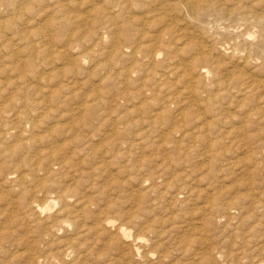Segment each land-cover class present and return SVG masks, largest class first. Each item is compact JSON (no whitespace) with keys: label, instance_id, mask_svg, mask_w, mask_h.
<instances>
[{"label":"bare ground","instance_id":"bare-ground-1","mask_svg":"<svg viewBox=\"0 0 264 264\" xmlns=\"http://www.w3.org/2000/svg\"><path fill=\"white\" fill-rule=\"evenodd\" d=\"M94 74L95 77L98 76L95 84L93 83ZM83 87L90 89L81 92L80 88ZM105 107L110 112L117 110L118 107H122L121 109L124 110L123 115L114 118L110 134L107 135L114 137V140L111 141L110 139V143L112 149H115L114 153H111L112 156L110 155L111 158H108L109 160H105V153L107 152L99 149L106 142L100 141L103 144L98 146L99 148L96 146L97 143H93V137H96L93 135V117L105 115V112L107 113V109L104 110ZM201 108L205 115L209 113L212 120L207 121L206 116L202 118L200 115L202 112H199ZM235 108L243 111L244 119H242L241 128L250 126L252 128L253 125H257L261 121L264 122V0H0V219L2 220L0 221V262H4V259L10 261L16 259L17 255L21 253L24 254L28 262L91 264L89 258L93 255L96 256V259L98 257L97 254H93L92 251H95L93 248L97 247L96 244L101 241L103 249L101 247L100 249L102 252L104 251V255L108 256V251L111 249H118L121 252L120 255L110 258L109 261L105 258L110 256H105L104 259L107 264H131L133 255H140L139 243L145 237L133 236L129 229L134 225L141 229L145 227L143 222H140V216H143L140 214L148 213V207L145 206L147 199L144 197V193V195L138 192H131L129 195L123 194L124 183L134 181L133 184H127L129 186L135 184L134 186L141 188L147 180L153 182L155 179V181L161 180L162 175L157 173V170L151 172L149 169V172L147 169L148 174L144 175L140 174L139 171H145L146 166L148 168L155 162V159L158 160L157 157L161 155L160 151L163 146L170 145L173 147V153L175 152L178 156L181 154L180 156L183 155L187 158L188 152L191 153V151L181 150L182 146H185H181V143L187 134H189V138L196 137L199 141L206 142L205 153L207 155L205 157L208 155L211 157L210 154H214L216 151L217 143L222 142L217 134L220 132L221 125L226 122V119H229L227 112ZM242 115H239L240 118ZM234 121L235 118L233 123ZM106 123L107 125L110 124V122ZM104 125L107 126L105 123ZM139 125H141L140 129L134 131L133 128ZM131 129L134 131L131 136L132 140L129 139L127 142L126 138H130ZM186 129H189L190 132H186ZM254 131L257 132V130ZM154 132L156 134L152 136ZM100 134L103 133L100 132ZM233 135L229 136L233 137ZM253 136L247 135V140H251ZM241 139H244V136ZM260 139L264 140V138ZM158 141H160L162 149H156V154L158 151L160 154L155 158L152 154L153 158L139 156V159L134 160V162L132 160L133 163L130 166L132 173H127L126 180L118 181L117 177L113 178V172L105 173L103 180L105 169L110 163L118 165L116 171L119 173L129 172L128 169L122 168H126L125 164L130 163L129 161L133 158H131L132 154L129 150L123 154L121 149L125 147L133 149L132 151L138 147L145 149L152 144L154 146L153 142L158 143ZM247 143L249 144V141ZM235 144L236 142L233 145L237 146ZM188 145L187 147H189ZM243 146L245 145H242L241 149L244 150ZM104 147L103 149H105ZM262 147L264 146L262 145ZM192 148L194 147H189L191 150ZM165 149L163 150L165 151ZM194 150L192 151L195 152ZM240 150L236 152H240ZM137 151L135 149L134 152ZM167 151L165 154L163 153V157L162 155L159 157L160 162L157 161L154 164L157 169L160 167L162 171L171 174L170 176L167 174L166 180H163L162 177L163 181L160 184L163 185L164 182L165 193L174 188L170 194L166 193L169 194L166 199V207L168 209L176 208L178 205L183 207V204L195 201L188 211L186 208L184 209L189 215L203 213L206 210L207 213L202 214L203 218L201 214V218L198 215L200 218L198 222L202 219L206 226L211 224L216 218L217 212H221V210V213L224 210L223 219L226 217L232 220L233 215L230 212L232 209L230 207L225 208V204L221 203L224 198L222 197L223 190L221 191L223 194L220 192L221 196H218L220 195L218 191H216L218 195L215 193L213 195L210 193L203 194L205 190L202 193L198 191L199 189L195 191L196 189L193 187L187 188L190 183L188 182L189 185H187L185 182L187 179L186 168H182L180 172L176 170L178 166L185 163L184 160H181L180 156L175 162L172 161L173 159L170 160L171 155L170 153L166 155ZM165 155L169 156L170 159L168 160ZM212 158L210 159L212 160ZM121 160L125 162L124 164L121 163L123 165H120ZM196 160L198 161V159ZM196 160L195 162H197ZM211 163L216 164L217 162L212 161ZM183 165L187 167V164ZM220 165L222 166V163ZM244 165L246 166V164ZM244 168L242 167V169ZM218 169L221 170L222 168L218 166L216 171L219 173ZM225 169L228 168L225 167ZM198 170L197 172H200ZM233 170L231 169V171ZM209 171L206 172L209 173ZM214 171H212L213 175ZM200 173L204 175V172ZM115 174L117 175V173ZM192 174L191 176L187 174V176L189 180L193 181L191 179ZM200 175L199 179L201 178ZM210 175L205 174L208 177ZM255 177L257 178V176ZM100 178L102 180H99ZM223 178L220 179L223 180ZM205 181L203 179V183ZM208 181L206 182L208 183ZM210 181L212 182V180ZM179 182L181 183L177 185ZM246 182L247 185L248 181ZM157 184H154L155 188ZM245 184L244 187H246ZM151 188L149 189L152 190ZM144 189L146 191L147 186ZM112 190L119 194L115 197L112 196ZM246 191L245 193H247ZM181 195L185 197L184 200L179 201L178 198ZM245 195L249 197L247 194ZM202 197L208 200L204 198L202 200L205 201L196 204V200ZM219 197H222V200ZM163 198L165 197L163 196ZM148 199L152 200V198ZM252 200H254L253 197ZM124 203H127L128 209L122 208ZM237 204L240 205V203ZM147 205L150 206L149 203ZM189 205L187 206L189 207ZM231 207L235 208L234 206ZM156 208L158 206H155ZM244 208L247 211L253 206H250L249 209L245 206ZM184 209L183 211H185ZM153 212L157 213L156 211ZM259 213L261 215V212ZM149 214L146 215L150 216ZM176 215L178 216V214L173 213L172 217L174 218ZM257 216L259 217V215ZM243 218L245 219V217ZM229 220L228 222L231 223ZM215 223L213 224L215 225ZM255 223L254 225H256ZM148 224L149 222L147 227ZM230 225L229 227H231ZM206 226L203 225L204 228ZM207 227L210 229V225ZM239 227L240 231L245 228ZM260 227L257 228L260 230ZM181 228L177 227L176 231ZM185 228L187 230L182 229V231L187 232L190 229L188 226ZM193 228L195 229V226ZM149 229L153 230L151 226L148 231H150ZM209 229H207V233H209ZM218 229L216 230L218 231ZM223 229L225 230V228ZM172 230H174L173 226ZM234 230L236 229L234 228ZM245 230L244 232H246ZM213 231L215 230L213 229ZM226 232L224 236L231 234L230 232L226 234ZM152 233L155 234V239L160 237L157 235L158 231L153 230ZM197 234L194 233V235ZM220 234L223 233L220 232ZM237 234L239 233L237 232ZM232 236L231 238L234 237L237 240V236ZM246 236L251 237L250 234ZM253 238L250 240L256 241V243L260 242L258 241L259 238L257 240H255L256 237ZM188 239L189 243L190 238ZM181 240L183 241V239ZM197 240L198 237L195 242ZM201 241L200 245H203L205 241ZM224 241L223 243H227L226 239ZM233 241L231 245L235 243ZM167 242L170 241L167 239ZM239 243L240 241H238ZM263 243L262 247L264 246ZM40 244L44 246L41 250H39ZM156 244L158 245L159 242ZM244 244L247 245V240L245 243L243 242ZM52 245L55 248L48 249ZM181 245L184 246V244ZM9 246L13 251L12 253H8L10 252ZM240 246L239 244L238 248ZM253 246L255 247L254 243ZM19 247H22L20 253L14 252ZM262 247L257 248L260 257L257 254L256 257L259 258L254 259L252 263H264V253L262 252L264 248ZM214 248L216 247L214 246ZM246 250L244 251L246 252ZM233 251L236 252V250ZM110 252L112 254L113 251ZM128 252H133L130 261L125 260ZM229 252L231 255L235 253L232 252V249ZM199 254L198 256H200ZM129 255L131 258V254ZM161 255H157L158 258ZM171 256L176 258L175 255ZM218 256L223 257L222 252H218ZM134 260L137 261L138 259ZM234 260L236 261L233 262H238L239 258L238 261L237 259ZM146 261H148L147 258ZM228 262L230 264V261ZM239 262L237 264H240ZM15 263L19 264V261ZM158 264H162V262H158Z\"/></svg>","mask_w":264,"mask_h":264},{"label":"rangeland","instance_id":"rangeland-1","mask_svg":"<svg viewBox=\"0 0 264 264\" xmlns=\"http://www.w3.org/2000/svg\"><path fill=\"white\" fill-rule=\"evenodd\" d=\"M98 79V76L96 75V77H95V74L93 75V83L94 82H97V79ZM95 84V83H94ZM81 89V92H85L86 91V89H87V91H88V89H90V88H88V87H83V88H80ZM80 99V98H79ZM112 105V104H111ZM109 106H110V104H109ZM113 107V106H112ZM111 107V108H112ZM116 108V107H115ZM114 108V109H115ZM122 107H118V108H116L117 110H115V111H113V110H111V111H113V112H110L109 110H108V108L107 107H105V109L104 110H106L107 109V113L105 112V115H103L102 116V114L98 117V118H100V119H98L96 116L95 117H93V128H94V130H93V135H95L96 137L94 138L93 137V143L95 142V144H96V146L98 147V146H100V145H102L104 142H106V143H104L103 145H102V148L100 147H98L100 150L102 149L103 151H106L107 153H105V155L106 156H109V157H106L105 156V160H109L111 157H110V155L112 156V152L114 153V151H115V149L113 148L112 149V145H111V143H110V139H111V141L112 140H114V137H108L109 135L108 134H110L109 132H110V129H111V126H112V124H113V121H114V118H116L118 115H123V111L124 110H122L121 109ZM120 109V110H119ZM236 110V112H233V111H235ZM110 113H109V112ZM118 111V112H117ZM239 111H241V112H239ZM199 112H202V113H200V115L202 116V118H203V116H206L205 118H206V120L208 121L209 119H211L212 120V118L210 117V115H209V113L208 114H204L205 112H203L202 111V108L199 110ZM229 112H231V113H229ZM229 112H227V114H229V119L227 120H225L226 122L224 123V124H222L221 125V129H220V132L217 134V136H219V140H222V142L221 141H219L217 144L218 145H216L215 146V150L216 151H218V153H216V151L214 152V154L213 153H211L210 154V156L211 157H205L207 154L205 153L206 151V146H207V143L206 142H201V141H199L196 137H193V138H189L188 136H189V134H187V136H185L184 137V139H183V141H182V143H181V146L182 145H185V146H182L183 148H181V150H183V151H191V153L190 152H188V157L187 158H185V157H183V155L182 156H180L181 154H179V156L181 157V160L183 159L184 160V162L185 163H182V165L181 166H178L177 167V172H180V171H182V168H186V172H187V174L188 175H190L191 176V174H192V177H191V179H193V181L192 180H189L188 179V176H187V174H186V183H187V185H189L188 184V182L190 183V186H188L187 188H191V187H193V188H195L196 190L195 191H197L198 189V191H200V192H204V190H205V192L203 193V194H213L214 195V193L216 194V195H218V194H220V195H218V196H221V193L223 194L222 195V197H224L223 198V201H221V203H223V204H225L224 206H225V208H229L230 207V209H232V210H230V212L232 213V215H233V217H232V220L230 219H228V218H226V217H224V219H223V217H222V215H223V213H224V210H223V213H221L222 212V210H221V212H217V214H216V218L211 222V224H209L210 225V229L207 227V226H209L208 224H207V226H206V223H204V222H202V219L200 220V222H198L199 221V219L201 218V216H202V214L203 215H205L206 213H207V211L206 210H204L205 212H203V213H198V214H187V211H188V209L192 206V203H194L193 201L190 203V202H187V204H183V207H182V205H178V206H176V208H173V209H168L167 207H166V199L168 198V196H169V194L172 192V190H174V188H172L171 190H168V191H166V193H169V194H166L165 193V189H166V187H165V184H164V182H163V185H160L162 182L161 181H163V180H166V178L168 177V176H170L171 174H169V172H167V171H162L161 169H160V167L157 169L156 168V166L154 167V164L158 161V162H160V156L162 155V157L164 156V154H165V152L167 151V153H166V155L168 154L169 155V153H170V155L171 156H175L174 158L173 157H171L170 156V158H169V156H166V158L169 160H172V161H177L180 157L174 152L173 153V147L172 146H170V145H167L166 147L165 146H163V149H165V151L161 148V145H160V141H158V143H156V142H153L154 143V146H149L150 147V149H148L149 147H145V149H141L140 147H138V148H135L136 149V151L137 150H139V151H137V152H134L135 151V149H134V151H132L133 149H129L128 147H125V148H123V149H121V152H123V154H125L124 152H128V150H129V152L132 154V155H135V156H132L131 154H129V155H131V160L128 162L129 164H125V167L126 168H122V169H124V170H126V169H128L129 170V172L127 171H123V173H119V172H117L116 170H118L117 168H118V165H116V164H108V166H107V168L105 169L106 170V172H104V175H103V180H104V178H105V173H112L113 175V178H115V177H117L116 179H119L118 181H124V180H126L125 179V176L127 175V173H132V170H131V163H133L134 162V160H136V159H139V156H141V157H145L146 156V158L148 157V158H151L152 157V154H153V157L155 158V156L157 157L159 154H160V152H161V155H159L158 157H157V159L158 160H156L155 159V162H153L150 166H148V168H147V166H146V168H144V169H146L145 171L143 170L142 172L141 171H139V173L140 174H142V175H144V174H146L148 171H149V169L151 170V172H155L156 170V172L158 173H160V175H162L160 178H161V180L159 179H157L158 181H155L154 180V182L152 181V180H147L145 183V185L143 186V187H139V188H137V186H134V185H132V186H129L128 184H130V183H132V182H134V181H132V182H127L126 184L124 183V185H125V189H123L124 190V192H123V194H126V195H129V194H131V192L132 193H136V192H138V193H140V194H143L144 195V197H146V199H147V203L145 204V206H147L148 208H147V210H148V213L147 212H145V214L143 213H141L140 215H143V216H140V222H143V226H145L143 229H141V228H139L137 225L135 226H132L133 227V229H132V227L129 229L130 231H131V234L133 235V236H136V237H145V238H142L143 240H141L140 241V243H139V246H140V255L138 256V255H133L131 252L129 253L128 252V256L126 255V261H130L131 259H132V255H133V259H132V262L130 261V263L131 264H137L138 262H139V264H141L142 263V261H143V264L144 263H146V264H152V263H154V264H158V262H162V264H185V263H187V264H229V262L228 261H230V264H237L239 261V263L241 264V263H245V264H250V263H252L253 261H254V259L256 260V258H259L260 257V254H258V253H260L259 251H258V249H259V246L260 247H262V243L264 242V234H263V232H264V212H263V210H264V200H261V199H263L264 197H262L263 196V194H264V158L262 159V157L264 156V147H262V145L264 146V140H262V139H260V138H264L263 136H264V122L263 121H261L260 123H258L257 125H253L252 126V128H250V127H247V128H241V125H242V119H244L243 118V116L244 115H242V113H243V111L241 110V109H231ZM114 113V114H113ZM234 113H236V114H234ZM109 114H111V115H109ZM232 114V115H231ZM209 115V116H208ZM242 115V117L240 118V116ZM200 116V117H201ZM144 117V116H143ZM208 117V118H207ZM108 118V119H107ZM110 118H112V119H110ZM232 118H233V120H234V118H235V121H234V123H233V120H232ZM112 120V121H110V120ZM237 119V120H236ZM106 120V121H105ZM107 120H109V121H107ZM232 121V122H231ZM106 122H110V124L109 125H107V123ZM99 123H101V124H99ZM104 123L107 125V126H105L104 125ZM229 124V125H228ZM239 124H240V126H239ZM103 125H104V127H103ZM224 125V126H223ZM97 126V127H96ZM102 126V127H101ZM109 126V127H108ZM140 126L141 125H139V126H135V128H133V130L134 131H136V130H138V129H140ZM256 126H259L258 128H260V129H258ZM99 127V128H98ZM232 127V128H231ZM96 128V129H95ZM105 128H106V130H105ZM108 128H109V130H108ZM230 128V129H229ZM234 128V129H233ZM98 129V130H97ZM101 129V130H100ZM223 129V130H222ZM250 129V131H248ZM104 130V131H103ZM132 129L130 130L131 131V134H130V138L129 137H127L126 139L128 140L127 142H129V139L130 140H132V133L134 132ZM187 130V131H186ZM186 130H184V131H186V132H190V130L189 129H186ZM225 130V131H224ZM232 130H234V131H232ZM246 130V131H245ZM254 130H257V132L256 131H254ZM258 130H259V132H258ZM94 131H96V132H98V134H96V132H94ZM101 133H103V134H105L104 136H103V134H100V132ZM223 131V132H222ZM229 131V132H228ZM245 131V132H244ZM226 132H227V134H226ZM230 132H232V133H230ZM242 132H243V134H242ZM255 132H256V134H255ZM261 132H262V134H261ZM222 133V134H221ZM230 133V134H229ZM249 133H251V134H249ZM258 133V134H257ZM156 134V132H154L153 134H152V136H154ZM231 135L232 136V134H234V135H236L235 136V138H234V135H233V137H231V136H229V135ZM108 135V136H107ZM179 135V134H178ZM244 136V139H241L242 138V136ZM247 135H254L253 136V138L251 139V140H247L248 139V137H247ZM196 136V135H195ZM223 136V137H222ZM188 137V138H187ZM229 138V141L231 140V142H229L228 141V138ZM258 137H260V138H258ZM113 138V139H112ZM178 138V137H177ZM194 138H195V142H194ZM224 138V139H223ZM237 138V139H236ZM239 138H240V140H239ZM237 140V141H235V140ZM102 140H104V141H102ZM185 140V141H184ZM186 140H188V141H186ZM225 140H227V141H225ZM234 140V141H233ZM259 140H261L260 142H259ZM103 142V143H101V142ZM189 141H191V142H189ZM249 141V144L247 143ZM99 142V143H98ZM184 142V143H183ZM185 142H187V143H185ZM194 142V143H193ZM227 142V143H226ZM236 142V144L235 145H237V146H234L233 145V143H235ZM238 142H239V144H238ZM241 142V143H240ZM110 143V144H109ZM156 143V144H155ZM220 143V144H219ZM230 145H229V144ZM244 143V144H243ZM99 144V145H98ZM189 144V145H188ZM194 144H196V145H194ZM199 144V145H198ZM246 144H247V147H245L246 146ZM259 144V145H258ZM111 145V146H110ZM187 145L189 146V147H194V148H192V150H194V149H196L197 148V150H194L195 152H193L191 149H189V147H187ZM230 147H229V146ZM242 145H245V146H243V148H244V150L243 149H241L242 148ZM105 146V147H104ZM108 146V147H107ZM169 146V147H168ZM227 146V147H226ZM103 147L105 148V149H103ZM151 147H152V149H151ZM165 147V148H164ZM186 147V148H185ZM201 147V148H200ZM227 149H226V148ZM251 147V148H250ZM126 148H127V151H125L126 150ZM146 148H147V151H146ZM158 148L161 150L160 152L158 151V154H156L157 152V150H158ZM172 148V149H171ZM186 150H185V149ZM200 148V149H199ZM203 148V149H202ZM225 148V149H224ZM245 148H246V151H245ZM98 149V150H99ZM157 149V150H156ZM187 149H189V150H187ZM241 149V150H240ZM113 150V151H112ZM145 150V151H144ZM151 150V151H150ZM153 150V151H152ZM240 150V152H236V151H239ZM109 151V152H108ZM144 151V152H143ZM162 151H164L163 153H162ZM221 151H223V152H221ZM228 151V152H227ZM252 151V152H251ZM151 152V153H150ZM155 152V153H154ZM197 152H199V153H197ZM244 152H246L245 154H243ZM137 154V156H136V154ZM173 153V154H172ZM229 153V154H228ZM262 153V154H261ZM140 154H142V155H140ZM195 156H194V155ZM198 154V155H197ZM200 154H201V157H200ZM215 154H216V156H215ZM222 154V155H221ZM238 154V155H237ZM243 154V155H242ZM247 154V155H246ZM193 155V156H192ZM231 155H232V158H231ZM242 155V156H241ZM246 155V156H245ZM252 155V156H251ZM150 156V157H149ZM204 156V157H203ZM241 156V157H240ZM254 156H256V157H254ZM152 157V158H153ZM179 157V158H178ZM200 159H199V158ZM213 157V158H212ZM216 157V158H215ZM222 157V158H221ZM229 159H231V160H229ZM248 159H246V158ZM261 157V158H260ZM109 158V159H108ZM188 158H189V163L191 164V166H189L190 164L187 162V160H188ZM205 158V160H203ZM210 158H212V160L210 159ZM177 159V160H176ZM187 159V160H186ZM192 159H194V160H192V162H190ZM196 159H198V161L196 160ZM207 159V160H206ZM236 159L237 161L235 162L234 160ZM125 160V159H124ZM132 160H133V162H132ZM195 160L197 161V162H195ZM201 160V161H200ZM210 160V161H209ZM233 160V161H232ZM241 160V161H240ZM245 160H246V162H245ZM252 160V161H251ZM254 160V161H253ZM261 160V161H260ZM204 161V162H203ZM207 161V162H206ZM212 161H215V163L216 164H213V163H211ZM228 161H231L232 162V164H231V162H228ZM240 162V163H244V164H246V166L244 165H242L241 164V166H239L240 165V163L238 164L237 162ZM194 162V163H193ZM210 162V163H209ZM226 162V163H225ZM235 162V163H234ZM261 162V163H260ZM121 163H125V162H123L122 160L120 161V165H123V164H121ZM196 163V164H195ZM222 163V166L220 165ZM237 163V165L235 166V164ZM256 163V164H255ZM183 164H187V167H186V165H183ZM203 164V165H202ZM224 164V165H223ZM129 165V166H128ZM196 165V167H194ZM208 165H210L209 166V168H208ZM215 165V166H214ZM253 165V166H252ZM257 165H259V166H257ZM110 166V167H109ZM152 166V167H151ZM189 166V167H188ZM192 166H193V169H192ZM203 166H205L204 168H203ZM218 166H219V168H222L221 170L220 169H218L219 170V173H218V171H216L217 170V168H218ZM115 167V168H114ZM129 167V168H128ZM181 167V168H180ZM191 167V168H190ZM207 167V168H206ZM224 167V168H223ZM225 167H227L228 169V171L225 169ZM233 167V168H232ZM235 167V168H234ZM242 167H245L244 169H242ZM155 170H154V169ZM180 168V169H179ZM188 168V169H187ZM195 168V169H194ZM201 168H202V171H201ZM237 168V169H236ZM259 168V169H258ZM112 169H114V170H112ZM147 169H148V171H147ZM153 169V170H152ZM192 169V170H191ZM197 169H199L198 171H200V172H204L203 174L204 175H202L200 172H197ZM231 169L233 170V171H235V172H237V173H235V172H233V171H231ZM241 169V170H240ZM111 172H110V171ZM131 170V171H130ZM161 170V171H160ZM179 170V171H178ZM209 170H211V171H209ZM213 170H215L214 171V175L212 174L213 172ZM248 170V171H247ZM253 170V171H252ZM257 172H256V171ZM260 170H261V172H260ZM107 171H109V172H107ZM116 171V172H115ZM194 171V172H193ZM209 171V173H207V172ZM241 171V173H239ZM117 173V175L115 174V173ZM125 172V173H124ZM150 172V171H149ZM164 174L165 172V174L163 175L162 173ZM191 172V173H190ZM199 173L198 175H197V173ZM206 172V173H205ZM190 173V174H189ZM195 173V174H194ZM233 175H232V174ZM244 173V174H243ZM120 174V175H119ZM148 174V173H147ZM167 174H168V176H167ZM201 174V175H200ZM205 174L207 175V174H211L212 175V177H211V175L208 177V176H205ZM219 174V175H218ZM240 174H242V175H240ZM196 175V176H195ZM199 175L201 176V178L199 179L198 177H199ZM238 175V176H237ZM244 175V176H243ZM251 175V176H250ZM239 176H241V177H239ZM245 177V178H243V177ZM250 176V177H249ZM255 176H257V178L255 177ZM164 179H163V178ZM203 177V178H202ZM204 177H208V178H204ZM224 177V178H223ZM239 177V178H238ZM127 178V177H126ZM190 178V177H189ZM220 178H223V180H221ZM241 178V179H240ZM163 179V180H162ZM197 179V180H196ZM203 179H204V181L206 180H212V182L210 181H208V183L205 181L204 183H203ZM99 180H102L101 178L99 179ZM199 180V181H198ZM253 180V181H252ZM201 181V182H200ZM216 181H217V183H216ZM218 181H219V183H218ZM221 181V182H220ZM246 181H248V184L246 185L245 183H247ZM151 182H152V184H151ZM160 182V183H159ZM193 182V183H192ZM199 182V183H198ZM244 182V183H243ZM159 185H158V184ZM181 182H179V183H177V185H179ZM193 185H192V184ZM207 183V184H206ZM211 183V184H210ZM215 183H216V185H215ZM133 184V183H132ZM154 184L156 185L157 184V189L159 190V191H155V190H157L155 187H154ZM200 184V185H199ZM209 184V185H208ZM214 184V185H213ZM221 184V185H220ZM244 184H245V186L246 187H244ZM123 185V186H124ZM196 185V186H195ZM202 185V186H201ZM207 185V187H205ZM212 187H211V186ZM243 185V186H242ZM257 185H261V186H257ZM127 186V187H126ZM135 188H134V187ZM147 186V189H149V188H151V187H154V188H151L152 190H147L146 189V191H145V187ZM149 186V187H148ZM195 186V187H194ZM222 187V189H221V187ZM132 187V188H131ZM165 187V188H164ZM249 187H251V188H248ZM256 187H258V188H256ZM136 188H137V190H136ZM206 188V189H205ZM208 188V189H207ZM215 188V189H214ZM217 188V189H216ZM219 188V189H218ZM262 188H263V190H262ZM115 189V188H114ZM160 189H162V190H160ZM140 190V191H139ZM220 190V191H219ZM223 190V191H222ZM247 190V191H246ZM263 191V192H261V191ZM113 191V193H111L112 194V196H116V195H118L119 193H117L115 190H112ZM126 191H128V192H126ZM152 191V192H151ZM155 191V192H154ZM163 192L162 193V195H161V192ZM216 191H218V192H216ZM222 191V192H221ZM245 191L247 192V193H245ZM126 192V193H125ZM142 192V193H141ZM159 192V193H158ZM221 192V193H220ZM252 192H254V193H252ZM148 193V194H147ZM153 193H157V194H153ZM164 193L166 194V196L164 195ZM218 193V194H217ZM243 193H244V195H243ZM262 193V194H261ZM150 194V195H149ZM203 194H202V196H203ZM241 194V195H240ZM245 194H247V196H249V197H246V195ZM254 194V195H253ZM255 194H257L256 196H255ZM260 194H261V197H260ZM146 195H148V196H146ZM154 195V196H153ZM157 195V196H156ZM215 195V196H216ZM159 196V197H158ZM163 196L165 197V198H163ZM242 196H244V197H242ZM155 197V198H154ZM184 197L185 196H183V195H181L179 198H178V200L179 201H182V200H184ZM221 197V198H222ZM237 197V198H236ZM241 197H242V199H241ZM246 197V198H245ZM252 197H253V199L254 200H252ZM257 199H256V198ZM148 198H152V200L150 199H148ZM160 198H162V199H160ZM205 197H202V198H199L198 200H196L197 202H196V204H200V202L202 201H205V200H208L207 198H205V200H202V199H204ZM220 198V197H219ZM220 198V199H221ZM248 198V199H247ZM251 198V199H250ZM160 199V200H159ZM235 199V200H234ZM149 200V201H148ZM222 200V199H221ZM241 200V201H240ZM250 200H252V201H250ZM159 201H161L162 203H164V204H162L161 202H159ZM164 201V202H163ZM199 201V202H198ZM227 201H229L228 203H227ZM257 201H258V204L256 205V203H257ZM158 204H157V203ZM233 202H234V204H233ZM246 202V203H245ZM251 202V203H250ZM253 202V203H252ZM260 202H261V204H260ZM150 204V206H148L147 204ZM152 203H153V205H152ZM161 203V204H160ZM237 203H240V205L238 206V204ZM244 203V204H243ZM125 204V203H124ZM124 204H122V208H124V209H128V207L126 206L127 205V203L125 204V206H124ZM190 204V205H189ZM252 207L253 206V208H255V209H253V208H250V206ZM187 205H189V207L187 206ZM229 205H231V206H234L235 208H233V207H231V206H229ZM155 206L157 207L158 206V208H156L155 209ZM165 206V207H164ZM241 206V207H240ZM244 206L247 208V209H249V210H247V211H245L244 209ZM127 207V208H126ZM161 207H163V208H161ZM179 209H178V208ZM2 208V207H1ZM159 208H160V210H159ZM184 208H186V210L184 209ZM239 208V209H238ZM241 208V209H240ZM258 208H260V209H258ZM263 208V209H262ZM155 209V210H154ZM182 209V210H181ZM183 209L185 210V211H183ZM235 209V210H234ZM251 209H253V210H251ZM180 212H179V211ZM261 212V215H260V213L258 212ZM153 211H156L157 213H155V212H152ZM164 211V212H163ZM171 211H174V212H172L171 213ZM235 211H237V212H235ZM238 211H240V212H238ZM242 211V212H241ZM253 213H252V212ZM256 211V212H255ZM149 212H151L152 213V215H151V213L149 214ZM160 212V213H159ZM179 212V213H178ZM184 212V213H183ZM235 212V213H234ZM246 212V213H245ZM258 212V213H257ZM173 213H175V214H178V216L176 215V217H172V215H173ZM250 213H251V215H250ZM146 214H149L150 216H148V215H146ZM170 214V215H169ZM188 216H187V215ZM200 214H201V216H200ZM235 214V215H234ZM246 214H248V215H246ZM255 214H256V216H255ZM157 215V216H156ZM159 215V216H158ZM166 215V216H165ZM168 215V216H167ZM181 217H180V216ZM185 217H184V216ZM193 215V216H192ZM195 215V216H194ZM198 215H199V217H198ZM238 215H240V216H238ZM242 215H243V217H245V219H246V221H245V219L242 217ZM251 216V219H250V216ZM257 215H259V217L257 216ZM146 217L145 219L143 218V217ZM191 216V217H190ZM237 217V218H235V217ZM247 216V217H246ZM249 216V217H248ZM142 217V218H141ZM152 217V218H151ZM161 217V218H160ZM164 217V218H163ZM179 217H180V219H179ZM188 217V218H187ZM241 217H242V219H241ZM256 219H255V218ZM258 217V218H257ZM263 217V218H262ZM150 218H151V220H150ZM157 218V219H156ZM175 218H178V219H175ZM182 218H183V220H182ZM187 218V219H186ZM189 218H191L190 220H189ZM195 218V219H194ZM202 218H203V216H202ZM222 218V219H221ZM143 219V220H142ZM147 219V221L145 222V220ZM156 219V220H155ZM170 219V220H169ZM236 219H237V221H236ZM247 219H249L248 221H247ZM262 221V223H261V221ZM150 220V221H149ZM174 220V221H173ZM178 220V221H177ZM197 220V221H196ZM221 220V221H220ZM228 220L231 222V223H229L228 222ZM239 220H240V223H239ZM254 220V221H253ZM0 221H2L1 219H0ZM187 221H190V222H187ZM223 221V222H222ZM149 222V224H148V227L146 226L147 225V223ZM169 222V223H168ZM216 222V223H215ZM226 222H228V223H226ZM250 222H252L251 224H250ZM256 222V223H255ZM258 222H260L261 224H259ZM152 223H155V224H152ZM171 223V224H170ZM176 223V224H175ZM184 223V224H183ZM185 223H188V224H185ZM213 223H215V225L217 224V226L215 227V225L213 224ZM220 223V224H219ZM224 223H225V225H224ZM245 223V224H244ZM247 223H249V224H247ZM254 223L256 224V225H254ZM151 224V225H150ZM162 224V225H161ZM168 224H170V225H168ZM184 226H183V225ZM191 224H192V226H191ZM196 224V225H195ZM202 224V225H201ZM228 224V225H227ZM231 224V225H230ZM243 224V225H242ZM253 224V226H251ZM151 226V228H153V230L156 232V231H158L159 233H157V235H160V237H156V239H155V234L154 233H152L153 232V230L151 229H149L150 231H148V228ZM154 225H155V227H154ZM158 225V226H157ZM168 225V226H167ZM182 225V226H181ZM203 225H204V227L206 226V228H204L203 227ZM213 227H212V226ZM222 225V226H221ZM225 227H224V226ZM229 225L231 226V227H229ZM251 227H250V226ZM260 225H262L261 227H260ZM157 226V227H156ZM172 226H173V229L175 230H172ZM174 226H176V227H174ZM180 226V227H179ZM188 226V228H190L187 232H184V231H186L187 229L185 228V227H187ZM195 226V229L193 228ZM199 226H201V227H199ZM221 226V227H220ZM235 226V227H234ZM238 226V227H237ZM239 226H242L241 227V229H243V231L241 230L240 231V227ZM147 227V228H146ZM168 227V228H167ZM181 228V229H177V231H176V228ZM203 227V228H202ZM219 229H218V228ZM232 227H234L236 230H234V228L233 229H231L230 230V228H232ZM238 229H237V228ZM257 227H260L261 229L259 230V228H257ZM157 228V229H156ZM159 228V229H158ZM161 228V229H160ZM171 228V229H170ZM200 228V229H199ZM218 229V231L216 230V229ZM223 228H225V230L228 232H226L224 229V231L222 230ZM251 228H252V231H251ZM263 228V229H262ZM166 231H165V230ZM182 229H185L184 231H182ZM195 231H194V230ZM203 229H205V230H203ZM207 229H209L210 231H209V233H207L208 232V230ZM213 229L215 230V231H213ZM221 229V230H220ZM246 229V230H245ZM249 229H250V231H249ZM146 230V231H145ZM191 230V231H190ZM202 230V231H201ZM244 230L247 232H244ZM256 230V231H255ZM134 231H137V232H134ZM148 231V234L146 233ZM161 231V232H160ZM172 231H174L173 233H171ZM199 231V232H198ZM206 231V232H205ZM234 231V232H233ZM263 231V232H262ZM135 234H134V233ZM139 232V233H138ZM164 232H166V233H164ZM189 232H190V234H189ZM201 232H203V233H201ZM204 232H205V234H204ZM217 232V233H216ZM220 232H222L223 234H220ZM225 232H226V234H229V232L231 233V234H229V235H227V236H229V237H227L226 235L224 236V234H225ZM237 232L239 233V234H237ZM254 232H255V234H254ZM137 233V234H136ZM141 233V234H140ZM173 234L172 235V237H171V234ZM177 234V236L179 237L178 239L176 238L177 236H176V234ZM188 233V234H187ZM193 233V234H192ZM194 233H198L197 235H194ZM241 233H242V236H241ZM251 233H253V234H251ZM258 233V234H257ZM182 234V235H181ZM192 234V235H191ZM200 234V235H199ZM207 234V235H206ZM220 234V235H219ZM232 234H234L233 236H237L236 237V239L237 240H235V238L232 236ZM244 234V235H243ZM247 234H250V236L251 237H249L248 238V236H246ZM259 234H260V236H259ZM147 235V236H146ZM180 235V236H179ZM187 235V236H186ZM220 237H219V236ZM234 238H231V236ZM239 235V236H238ZM256 235H258V236H256ZM148 236H149V238H148ZM170 236V237H169ZM181 236H183L182 238H181ZM184 236H186V237H184ZM203 236H205V237H203ZM209 238H208V237ZM216 236H218V237H216ZM223 236H224V238H223ZM241 236V237H240ZM244 236V237H243ZM252 236H255L256 237V239H255V237L253 238ZM197 237H198V240L195 242V240L197 239ZM222 237V238H221ZM262 239H261V238ZM151 238V239H150ZM163 238V239H162ZM188 238H190V241H189V243H188ZM201 238V239H200ZM202 238H203V241H205V242H203V241H201L202 240ZM208 238V239H207ZM215 238H217V239H215ZM220 238V239H219ZM241 238H242V240H241ZM248 238V239H247ZM251 238H253V239H255V240H257V238H259V240L258 241H260V242H258V243H256V241H254L253 242V240H250ZM159 239H160V241H159ZM167 239H168V241H170V242H167ZM172 239V240H171ZM181 239H183V241L181 240ZM188 239V240H187ZM206 239H207V241H206ZM210 239V240H209ZM224 239H226V242L228 243H223V242H225L224 241ZM230 239H232L231 241H230ZM240 239V240H239ZM247 240V245L246 244H244L243 245V242L245 243L246 242V240ZM147 240V241H146ZM150 242H149V241ZM153 240V241H152ZM158 240V241H157ZM165 240V241H164ZM176 240H178V241H176ZM209 240V241H208ZM228 240V241H227ZM234 240V241H233ZM175 241L177 242L176 244H175ZM187 241V242H186ZM194 241L195 242V244H193L192 242ZM199 241V242H198ZM200 241L201 242H203V245L201 246L200 245ZM232 241H233V243L234 244H232L231 245V243H232ZM238 241H240V248H238L239 247V244H238ZM243 241V242H242ZM251 241V242H250ZM100 242V243H99ZM96 245H97V247H94L93 248V250H95V251H92V252H94L93 254H97L98 255V257H97V259H96V256L95 255H93V257L95 258H93V257H90L89 258V262L91 263V264H107V261H109V259L111 258L112 259V257H117L118 256V254L120 255V250H118V249H116V250H114V249H111L110 251H113L112 252V254H111V252L110 251H108L107 253H108V256H110V257H108L107 255H104V251L102 252V250L100 249V247L103 249V244L101 243V241H99ZM152 242V243H151ZM156 242L158 243L159 242V246L156 244ZM182 242H184V243H182ZM208 242H210V243H208ZM212 242V243H211ZM221 242V243H220ZM254 243V245H255V247L256 246H258L257 248H255L254 246H253V243ZM151 243V244H150ZM157 245H155V244ZM165 243V244H164ZM167 243V244H166ZM198 243V244H197ZM218 243V244H217ZM229 243H230V247H232L231 249H232V252H235V251H233V250H236V252L235 253H233L232 255H231V252H229V251H231V249H230V247H229ZM236 243H237V245H236ZM248 243H250L251 245H249ZM8 244V243H7ZM144 244V245H143ZM152 244H154V245H152ZM161 244V245H160ZM163 244V245H162ZM180 244V245H179ZM181 244H184V246H182ZM188 244V245H187ZM211 244V245H210ZM222 244V245H221ZM223 244H224V246H223ZM257 244V245H256ZM260 244V245H259ZM42 244H40V247H39V250H41V249H43L44 248V246L42 245ZM95 245V246H96ZM141 245H142V247H141ZM243 245V246H242ZM263 245H264V243H263ZM145 246V247H144ZM164 246H166L165 248H164ZM168 246V247H167ZM192 246H194V247H196L195 249H194V247L191 249V247ZM199 246V247H198ZM201 246V247H200ZM204 246V247H203ZM213 246V247H212ZM214 246L216 247V248H214ZM228 246V247H227ZM6 247L8 248V245H6ZM43 247V248H42ZM99 247V248H98ZM207 247V248H206ZM212 247V248H211ZM236 247V248H235ZM242 247H243V249H242ZM248 247V248H247ZM22 248V247H21ZM21 248L19 247L18 249H17V251H16V249H15V251L14 252H17V253H20V251H21ZM53 248H55L54 247V245H52L51 246V248H48V249H53ZM98 248V249H97ZM166 248H167V250H166ZM184 248H186V249H184ZM218 248V249H217ZM220 248V249H219ZM247 250H246V249ZM253 248V250H251ZM255 248V249H254ZM262 248H264V246L262 247ZM261 248V249H262ZM20 249V250H19ZM101 251H100V250ZM151 249V250H150ZM182 251H181V250ZM204 249V250H203ZM228 249V250H227ZM242 249V250H241ZM9 250H10V252H8V253H12L13 251H12V249L10 248V246H9ZM170 250H173V251H170ZM178 250V251H177ZM185 251V253H184V251ZM187 250V251H186ZM190 250H191V252H190ZM196 250H197V253H196ZM213 250H215V251H213ZM221 250V251H220ZM237 250H239L238 252H237ZM241 250V251H240ZM244 250H246V252L248 253H246ZM251 250V251H250ZM255 250V251H254ZM264 250V249H263ZM97 251V252H96ZM146 251H147V253H146ZM148 251H149V253H148ZM157 251V252H156ZM159 251H161V252H159ZM166 251H168V252H166ZM243 251V252H242ZM253 251H254V253H253ZM101 252V253H100ZM145 252V253H144ZM164 254H163V253ZM174 252V253H173ZM181 252H183V253H181ZM195 252V253H194ZM207 254H206V253ZM216 252V253H215ZM218 252H222V255H223V257H219L218 256ZM241 252V253H240ZM246 254H245V253ZM263 253H264V251H262ZM115 253V254H114ZM143 253V254H142ZM162 255H161V254ZM167 253V254H166ZM200 253V254H199ZM202 253H204V254H202ZM227 253H228V255L230 256H228L227 255ZM240 253V254H239ZM100 254H102V255H104V256H101ZM111 254V255H110ZM114 254V255H113ZM129 254H131V258L129 257L130 255ZM145 254V255H144ZM175 255L176 256V258H174V256H171L170 257V255ZM179 254H180V256H179ZM195 254H197V255H195ZM198 254L200 255V256H198ZM216 254V255H215ZM243 254V255H242ZM245 254V255H244ZM250 254V255H249ZM259 255V257H256V255ZM19 255V256H18ZM17 255V257L16 256H14V257H16V259L14 258V259H12L11 261L8 259H4L7 263H9V264H13V263H15V262H18L19 261V264H23V262H24V264H42L41 262H33V261H27L26 260V257H24V254H18ZM23 255V256H22ZM144 255V256H143ZM157 255H161V256H159V258H158V256ZM167 255V256H166ZM182 255V256H181ZM207 255V256H206ZM211 257H210V256ZM225 255V256H224ZM227 255V256H226ZM242 257H241V256ZM255 257H254V256ZM105 256L106 257H108V258H105ZM169 256V257H168ZM184 256V257H183ZM245 256V257H244ZM251 256V257H250ZM262 256V255H261ZM21 257V258H20ZM129 257V258H128ZM134 257H136V258H134ZM196 257H198V258H196ZM201 257V258H200ZM212 257H213V259H212ZM234 257V258H233ZM17 258H18V260H17ZM94 259V261H93V259ZM103 258V259H102ZM107 259V261L105 260V259ZM128 258V259H127ZM146 258L148 259V261H146ZM154 258H156V259H154ZM171 258H173L172 259V261H171ZM182 258V259H181ZM195 258V259H194ZM208 258H209V260H210V258H211V262L208 260ZM230 260H229V259ZM231 258H233L232 260H231ZM238 258H239V261H238ZM240 258H243L242 260L240 259ZM245 258H247L246 260H244ZM248 258H250V259H248ZM19 259H21L22 261H20ZM92 259V260H91ZM100 259V261H98ZM134 259H138L137 261H135ZM149 259H151L150 261H149ZM154 259V260H153ZM201 259V260H200ZM204 261H203V260ZM205 259H206V261H205ZM228 259V260H227ZM234 259H237V261L238 262H233V261H236V260H234ZM15 260V261H14ZM125 260H123V261H125ZM198 260V261H197ZM200 260V261H199ZM4 261V262H5ZM26 261V262H25ZM95 261H98V262H95ZM189 261V262H188ZM203 261V262H202ZM218 261V262H217ZM224 263H223V262ZM4 262H0L1 264H5ZM31 262V263H30ZM94 262V263H93ZM122 262V261H121ZM120 262V263H121ZM192 262V263H191ZM213 262V263H212ZM250 262V263H249ZM6 263V264H7ZM110 263V262H109ZM243 263V264H244ZM15 264H18V263H15ZM252 264H255V263H252ZM264 264V263H263Z\"/></svg>","mask_w":264,"mask_h":264}]
</instances>
